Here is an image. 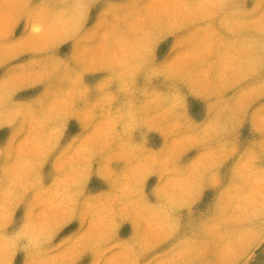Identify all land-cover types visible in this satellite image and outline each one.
I'll return each instance as SVG.
<instances>
[{
	"label": "clouds",
	"instance_id": "obj_1",
	"mask_svg": "<svg viewBox=\"0 0 264 264\" xmlns=\"http://www.w3.org/2000/svg\"><path fill=\"white\" fill-rule=\"evenodd\" d=\"M95 3L71 0L66 7L55 9L47 0L35 6L30 0H0V72L4 74L0 76V126L12 133L8 143L0 146V264H14L18 253L23 254L19 264H264L257 259L258 250L264 254V226L221 231L230 206L232 219L241 215L264 218V168L256 167L254 154L241 157L229 188H223L230 194L218 209L222 219L207 229L208 239L184 240L165 253L150 254L181 231L185 213L196 214L194 205L206 186L220 185V166L236 151L227 136L245 108L264 98V81L241 92L227 121L215 119L197 127L190 124L179 91L147 94L150 98L142 108L129 106L113 114L103 104L85 107L89 90L80 80L83 72L95 67L113 74L128 91L138 69L151 72L158 67L151 48L160 31L203 22L201 31L211 35L215 29L212 18L225 9L223 21L233 28L253 16L264 22V0H254L251 8L245 7L246 0H162L165 18L137 32L130 54L123 49L118 32L119 22L126 17L115 7L104 8L100 20L89 27ZM9 14L17 20L27 17L25 34L18 39H9L11 30L4 25ZM85 38L98 40L101 47L93 55L76 58V66L56 55L61 41ZM26 53L42 55L15 68L5 67L10 59ZM195 54L201 59V71L192 76L193 86L211 98L216 95L209 80L215 61L206 46ZM159 67L174 72L178 66ZM229 67L231 74L226 75ZM257 70L240 60L234 67L224 65L219 75L224 85L235 87ZM56 78L67 80L69 87L57 90L52 83ZM43 81L48 84L42 94L28 100L14 98L18 90ZM110 82L100 85L105 102L112 98L105 91ZM216 104L213 100V107ZM98 107L103 110L99 122ZM77 114L83 124L69 137L71 143L62 145L69 131L65 123ZM139 121L155 123L163 130L169 137L164 147L153 152L129 142ZM257 131L264 135V115ZM210 136L217 138V146L181 166V154ZM260 143L264 145V140ZM116 156L129 159L127 171L115 173L108 167L107 162ZM51 157L56 161L55 174L45 183L42 169ZM97 157L105 161L103 171L111 188L91 195L87 183ZM151 172H158L161 181L155 205L146 202L142 183L144 174ZM241 180H250L253 188L241 194ZM20 206L27 211L17 224L15 213ZM120 219L135 223L131 239H115ZM74 221H78V230L65 235ZM211 241L219 243L210 255Z\"/></svg>",
	"mask_w": 264,
	"mask_h": 264
},
{
	"label": "rangeland",
	"instance_id": "obj_2",
	"mask_svg": "<svg viewBox=\"0 0 264 264\" xmlns=\"http://www.w3.org/2000/svg\"><path fill=\"white\" fill-rule=\"evenodd\" d=\"M55 9L66 7L71 0H47ZM162 0H96L90 9L91 21L89 27L93 26L95 20L99 21L104 8L108 6L115 7L121 17L118 32L122 35V47L129 54L135 47L137 32L145 27H151L154 23L164 19V12L161 8ZM239 2V0H237ZM31 6L40 3V0H30ZM254 0H246L245 7L251 8ZM155 8V10H154ZM224 11H227L225 9ZM224 11L212 18L211 23L215 28L211 35L201 31L203 22L187 23L181 29L168 28L160 31L152 42L153 62L158 65L151 72L138 69L132 77L131 89L125 91L121 88L120 81L114 78L113 74L103 71L99 68H91L80 75V80L85 89H88V95L84 100L85 107L91 105L103 104L104 109L115 114L118 111L127 109L129 106L140 109L149 100V95L167 93L170 90L179 91L184 98V110L188 116L190 124L194 126H205L213 120L219 119L220 122L227 121L231 115L230 108L234 106L241 98V92L246 89L258 86L264 81V22L255 19V16L246 18V22L231 27L224 23ZM159 12V15L157 14ZM27 17L21 16L18 20L13 14H9L4 25L11 30L10 40L18 39L25 34ZM207 47L211 52V59L215 61L213 71L209 77L213 90L216 95L208 97L201 90L193 86L192 76L201 71V59L197 53L203 47ZM56 55L69 63L70 66H76V58L95 54L101 47L98 40L85 38L83 41H61L57 45ZM41 53H26L10 59L5 67L15 68L18 64H26L32 59L40 58ZM240 60H245L258 70L247 75L235 87L226 86L219 75L220 69L231 63L236 66ZM177 65V70L166 71L159 66ZM232 68L226 70V75L231 74ZM0 72V76H3ZM111 80L105 91L112 96L111 100L105 102L106 93L100 88V85ZM57 90H66L69 87L67 80L56 78L52 81ZM48 81L40 83L33 82L28 87L20 89L15 94L16 100H28L44 92ZM213 100L217 101L213 107ZM83 103V102H82ZM222 109V110H221ZM103 110L97 108V121H102ZM264 115V98L261 101L249 104L244 112L242 119L229 132L227 139L235 145L236 151L228 156L221 164L218 175L221 178L219 186L208 185L202 191L200 199L194 205L195 215L191 212L185 213L186 219L180 232L171 236L167 241L160 244L153 250L151 255L165 253L170 248L179 246L184 240H204L208 239L207 229L212 228L222 218L218 214L219 206L230 194L223 188H229L232 182V176L240 164L241 157L254 154L256 156V167L264 168V145L260 142L264 140V135L257 131L260 123V117ZM79 124H83L82 117L77 116L70 121H66L65 127H68V135L62 141V145L71 143L69 137L78 129ZM117 124V128H120ZM11 130L0 126V146L8 143L11 136ZM169 137L155 123L139 121L131 130L129 142L131 144L142 145L145 149L153 152L159 151L168 142ZM217 138L210 136L202 144L194 145L193 149H188L187 153L181 154V166L189 164L202 151L215 148ZM2 162V158H0ZM105 161L102 157H97L93 161L92 172L87 183V192L91 195L110 191V181L103 171ZM108 167L115 173L127 171L131 166L126 157L116 156L108 161ZM56 161L54 157L45 162L42 169L45 177V183L49 182L52 175L55 174L54 167ZM158 172L145 173L142 177V183L145 189V199L148 204H157L158 197L156 189L160 184ZM241 194L250 191L253 184L250 180H241ZM259 198V197H258ZM206 205V207H204ZM27 210L20 206L15 213L17 224L21 220L23 212ZM231 206L225 213V219L221 226L222 232L232 233L249 227L264 226V218L252 217L251 215H241L239 219L231 218ZM78 221H74L64 231L65 235L71 236L78 230ZM135 232V223L130 220L120 219L115 226V239H131ZM11 231H9V235ZM218 241H211L210 255L215 252ZM22 253H18L14 264H19ZM257 259L264 261V254L260 255L258 250Z\"/></svg>",
	"mask_w": 264,
	"mask_h": 264
}]
</instances>
